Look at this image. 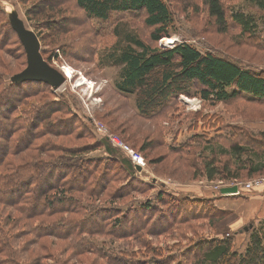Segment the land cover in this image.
<instances>
[{
	"label": "rangeland",
	"instance_id": "rangeland-1",
	"mask_svg": "<svg viewBox=\"0 0 264 264\" xmlns=\"http://www.w3.org/2000/svg\"><path fill=\"white\" fill-rule=\"evenodd\" d=\"M164 2L175 21L176 33L168 38V43L162 42L163 38L159 45L165 47L175 41H183L201 52H211L244 68L264 71V36L258 40L241 33L229 18L234 10L256 11L245 0H220L226 17L224 32H220L208 17L203 0ZM0 9L4 11L3 16L0 14V109L10 104V100L17 101L9 110V116L14 117L18 111L47 100L63 109L55 115L52 108L44 123L57 120L65 125L58 127L55 123L52 128L46 129L55 136L43 135L45 130L41 129V137L33 147L27 150V147L21 148L16 155L6 158V164L17 167L30 161L48 162L64 157L66 151L81 149H85L86 153L80 154L79 158L77 154L76 158L90 160L87 166L89 175L80 179L81 182L75 184L69 178L50 180L65 187H84L82 182L90 183L85 193L70 192L74 193L71 198L65 197L75 204L67 202L64 206H50L42 216L27 218L18 212L19 208L0 203V246L2 239L5 242L0 250V263L5 259L3 254L10 252L9 257L14 259V264H124L136 259L141 249L140 253L144 254L137 260H159L154 252L144 250L145 246L134 237H129L127 229L119 227L115 232L111 229L115 221L122 222V213L128 205L134 201H148V198L154 202L159 193H164V198L168 200L179 201L176 204L172 200L167 202L171 203L172 211H185L188 217L194 218L191 224L178 232V238L166 234L146 237V241L159 248L162 258H173L169 259L173 262L171 264H176L175 261L186 263L178 255L193 243L224 236L230 230L227 224L238 220L240 213L243 216L241 220L246 223L251 220L244 217L245 210L251 212V192L263 195L264 184L246 190L250 198H244L243 204L204 198L214 197L221 187L249 183L264 174L248 178L242 171L236 180H229V177L211 180L206 178L204 171L213 153L217 156L215 161L212 160L217 163L214 165L221 167L230 159L226 151L233 143L244 145L249 141L241 133H251L252 122L264 120V107L244 105L236 110L230 103L204 102L191 87L188 94L170 98L169 108L164 112L146 119L137 113L135 94H122L115 90L120 67L109 66L106 62L110 60L109 54L116 42L124 45L125 33L135 35L148 45L157 46L149 40L150 29L143 23V13L112 14L106 22L89 20L73 0H0ZM10 16L36 34L40 51L49 57L52 67L67 70L68 78L64 75L63 85L57 89L49 87L42 94L37 93L39 88L34 87L36 85L24 83L21 84L23 86H12V76L24 69L26 61L15 36L7 27ZM261 20L260 30L264 25L262 17ZM53 54L56 57L51 58ZM34 93L38 96L29 97ZM0 122L2 134L7 122L1 117ZM66 123L72 125L71 129L66 127ZM107 135H113L119 142V146L110 144L115 148L110 154L101 145L106 142ZM218 137L225 142L219 141L221 144H218ZM3 142L1 139L0 143ZM254 146L256 150L264 147L262 144ZM36 147L48 154H41ZM128 150L142 158L143 171L126 167L124 161L129 159L131 162ZM250 156L255 161L262 159L251 153ZM229 163L235 166L234 160ZM99 175L106 184L103 186L100 182L98 188L93 187L91 183ZM91 190L94 191L92 197L89 195ZM48 193L51 202L55 195L60 197L55 190L50 189ZM130 198L132 202L129 203L126 200ZM225 204L229 206L227 209ZM236 208L242 209L240 213L236 212ZM101 209L113 214L93 215ZM258 222L257 225L253 221L248 223L256 227L263 224L264 219ZM63 223L68 226L63 227ZM240 239L238 243L243 242L245 246L248 236Z\"/></svg>",
	"mask_w": 264,
	"mask_h": 264
},
{
	"label": "trees",
	"instance_id": "trees-1",
	"mask_svg": "<svg viewBox=\"0 0 264 264\" xmlns=\"http://www.w3.org/2000/svg\"><path fill=\"white\" fill-rule=\"evenodd\" d=\"M18 1L23 2L25 0ZM245 1L256 11L234 10L231 11L229 18L239 27L241 33L256 37L259 40L264 36V25L261 30L259 28L261 21H263L261 17L264 19V0ZM73 2L82 11L84 17L89 20L106 22L112 14L121 12L130 14L141 12L144 14L143 23L150 29L149 40L157 46L148 45L135 35L125 33L123 36L124 45H119V41L116 42L109 54L110 60H106L107 65L120 67L119 77L114 88L118 93L136 95L135 105L139 116L150 119L164 112L169 108L170 98L188 94L191 87H194L196 96L204 102L230 103L236 110L244 105L264 107V71L244 68L211 52H201L193 45L183 41H175L171 46L165 47L158 44L161 39L169 38L176 33L175 21L164 0H73ZM203 2L207 7L208 17L214 25L220 32L226 31V17L220 0H203ZM257 13L262 15L258 16ZM0 14L1 16L4 15V11L1 9ZM6 24L15 36L21 53L25 57L23 46L12 30L9 19ZM52 28L56 29L55 26ZM40 52L43 59L51 66L49 57H46L44 52ZM54 57H56L55 54L51 56V58ZM24 83L28 86L36 85L34 87L39 88L38 94H42L50 87L40 81L12 82L11 84L15 87L23 86L21 84ZM37 93L31 94L32 96L29 97L38 96ZM46 101L18 111L14 117L9 116V110L11 105H16L17 101L10 100V104L0 109V117L7 122L4 127L2 126L4 133L0 134V142L1 139L4 141L3 144L0 143V203L14 209L19 208L20 211L18 210V212H22L27 218L42 216L43 212H46L50 206H58L59 204L64 206L67 202L75 204L76 202L69 201L65 197L71 198L70 195L74 193L70 192L85 193L90 184L84 181L81 184L84 187H74L73 185L65 187L63 184H53L50 181L69 178L76 184L81 182L80 179L89 175L87 166H89L90 160L81 157V159H77L80 154L86 153L85 149L76 152L66 151L64 157H57L48 162L30 161V163L27 162L17 167H10L6 164V158L16 155L21 148L27 147L25 150L32 148L33 144L41 137V129L45 130L43 135L52 134L55 136V133L48 132L46 129L52 128L55 123L58 127L65 126L61 125V122H56L57 120L44 123L49 118V112L52 108L55 115L60 114L63 109V107H55L51 102ZM0 125H2L1 122ZM66 127L71 129L72 125L66 123ZM241 134L249 141L244 145L233 143L230 150L226 151L230 159H227L228 161L221 167L215 166L217 163L214 161L217 156L213 153L205 167L204 175L206 178L212 180L216 177L221 179L229 177V180H236L239 179V173L242 171L246 172L248 178L264 174V166L255 167L254 159L250 156V153L257 157L264 156V147L256 150L254 146V144L263 145L264 140L262 138L264 137L262 135L255 136L252 132ZM219 141L225 142L224 140ZM101 145L107 154L112 153V149H115L107 140ZM36 148L41 154H48L47 151ZM251 150L255 152L253 153ZM60 152L63 154V151ZM260 153L263 154L260 155ZM77 154L78 157L76 158ZM232 160L235 161V166L229 163ZM124 162L127 168L133 170L129 159ZM228 170H232V172L229 173ZM102 179V175H99L91 185L98 188L101 182L104 186L106 181ZM50 189L55 190L56 194L60 195L59 198L55 195L51 199L52 202L49 199L50 193H48ZM163 194L159 193L154 202L148 197V201L145 202L134 201L122 213V222L115 221L111 225L113 232L117 231L119 227L127 229V235L134 237L142 246H145L144 250L154 252V256L155 254L159 256V260H156V256L155 260L150 258L146 262L137 260L144 254L140 253L143 251L141 249L138 250L136 259L124 264H157L159 261H164V264L165 262L173 263L169 260L173 259L170 258L171 256L162 258L159 254L161 252L159 248L150 244L149 240L146 241V237L166 234L178 238V232L183 231V228L191 224L194 218L188 217L185 211L180 213L172 211L171 203H167L172 199L164 198ZM89 195L92 197L94 191L91 190ZM220 197L223 196L216 192L215 197H205L204 199L214 200V198ZM115 198L119 199L120 197ZM126 201L132 202L131 198ZM178 202L172 200L174 204ZM106 211L96 210L93 215L102 214L104 216ZM107 214H113V212L110 211ZM67 226L66 223H63V227ZM209 227H212L211 224ZM239 233L248 236V242L240 252L234 249L233 242L234 236ZM2 243L0 250L5 245L4 239H2ZM3 256L5 259L1 263L14 264V259L9 257L10 252L4 253ZM178 256L186 263L175 261L176 264H264V223H260L256 227L251 224L247 231L241 229L230 236L197 241L179 253ZM132 257L134 258V256Z\"/></svg>",
	"mask_w": 264,
	"mask_h": 264
},
{
	"label": "water",
	"instance_id": "water-1",
	"mask_svg": "<svg viewBox=\"0 0 264 264\" xmlns=\"http://www.w3.org/2000/svg\"><path fill=\"white\" fill-rule=\"evenodd\" d=\"M9 23L12 30L16 33L21 42L26 59V66L22 71L12 76V82L21 83L24 81H40L48 84L52 89H57L65 83V77L60 70L50 66L40 54V42L36 34L24 27L22 22L10 16ZM138 171V167H135ZM235 185L221 187L219 193L221 195H229L236 193ZM248 228V227H247ZM244 227V230H247Z\"/></svg>",
	"mask_w": 264,
	"mask_h": 264
},
{
	"label": "crops",
	"instance_id": "crops-1",
	"mask_svg": "<svg viewBox=\"0 0 264 264\" xmlns=\"http://www.w3.org/2000/svg\"><path fill=\"white\" fill-rule=\"evenodd\" d=\"M252 128H253V130H251V131L253 132V134L255 136L262 135L264 137V120H261L260 122H252ZM262 139L264 140V138H262ZM217 142H219V140ZM218 144H221V142H219ZM263 145H264V143H263ZM262 160H264V156H262V159H259L258 161H255V159H254L255 167H258L259 165L264 166V161H262ZM228 186H231V185H228ZM228 186H226V187H228ZM246 192L247 191H242L239 195H236L234 197H232V195H227V196H223L220 198H214V199H219L220 202H225V203H227V202L236 203L237 202L236 204H238V203L243 204L244 198L249 197ZM251 194L253 197V198H251V203H252L251 212L247 213L246 210L243 208L245 210V213H246L244 217H247V220L251 219L248 222L253 221L254 224L257 225L259 223L258 221L264 219V194L260 195L259 192L256 193L257 195H255L254 192H251ZM215 196H216V194L214 195V197ZM233 199H235V200L233 201ZM255 201H256V203L253 204ZM228 207L229 206H226V204H225L224 208L227 209ZM241 210H238L236 208V212L240 213ZM242 212L244 213V211H242ZM242 217L243 216L240 213L238 220H236L232 223L230 222L227 224V226L230 228V230H228V232L225 233V235H229V236L233 235V233L239 232L241 229L244 230V227L247 228L248 226L249 227L251 226L252 223H248V222L246 223L245 220H241ZM247 230H248V228H247ZM247 230H244V231H247ZM245 236H246V234H244V233H239V234H236L234 236V240H235L234 249H236L238 252H240L244 249V243L243 242L238 243V241L241 240L240 238H244ZM222 237L223 236H220V238H222Z\"/></svg>",
	"mask_w": 264,
	"mask_h": 264
},
{
	"label": "built area",
	"instance_id": "built-area-1",
	"mask_svg": "<svg viewBox=\"0 0 264 264\" xmlns=\"http://www.w3.org/2000/svg\"><path fill=\"white\" fill-rule=\"evenodd\" d=\"M64 75H65V73H64ZM106 140H108V142L113 146H119V142L117 141V139L113 135H107ZM127 153L130 157V160H131L133 166H137V167H139L140 171H143L144 170V163L142 162V158L137 153H135L133 151L128 150ZM263 184H264V176H262L261 178L254 179L253 181H251L249 183H244V184L243 183H234V185L237 187V193H238V191H241V190L246 191L250 188L260 187Z\"/></svg>",
	"mask_w": 264,
	"mask_h": 264
},
{
	"label": "bare ground",
	"instance_id": "bare-ground-1",
	"mask_svg": "<svg viewBox=\"0 0 264 264\" xmlns=\"http://www.w3.org/2000/svg\"><path fill=\"white\" fill-rule=\"evenodd\" d=\"M161 40H162V39H161ZM162 42L168 43L169 40H168V38H167V39L164 38V41H162ZM61 72H62V73H65V75H66L67 78H68V73H67V70H66V69H62V68H61Z\"/></svg>",
	"mask_w": 264,
	"mask_h": 264
}]
</instances>
